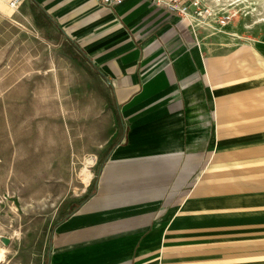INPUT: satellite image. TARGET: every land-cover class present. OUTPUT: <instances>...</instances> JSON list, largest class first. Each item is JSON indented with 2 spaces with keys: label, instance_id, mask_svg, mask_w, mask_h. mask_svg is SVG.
<instances>
[{
  "label": "crops",
  "instance_id": "1",
  "mask_svg": "<svg viewBox=\"0 0 264 264\" xmlns=\"http://www.w3.org/2000/svg\"><path fill=\"white\" fill-rule=\"evenodd\" d=\"M25 1L80 43L123 126L46 264H264V44L204 52L149 0Z\"/></svg>",
  "mask_w": 264,
  "mask_h": 264
},
{
  "label": "rangeland",
  "instance_id": "2",
  "mask_svg": "<svg viewBox=\"0 0 264 264\" xmlns=\"http://www.w3.org/2000/svg\"><path fill=\"white\" fill-rule=\"evenodd\" d=\"M202 1L228 19L186 21L188 44H264V0ZM122 131L112 88L80 43L31 2L0 0V264L47 263L54 227L95 190Z\"/></svg>",
  "mask_w": 264,
  "mask_h": 264
},
{
  "label": "built area",
  "instance_id": "3",
  "mask_svg": "<svg viewBox=\"0 0 264 264\" xmlns=\"http://www.w3.org/2000/svg\"><path fill=\"white\" fill-rule=\"evenodd\" d=\"M101 6L112 8L120 4L123 0H96ZM152 4L159 7H166L172 13L179 16L181 20H186L189 23H196L197 20L204 16L216 18L221 24L228 19V14L218 11L214 6L208 5L202 0H149ZM18 0H10V5H16Z\"/></svg>",
  "mask_w": 264,
  "mask_h": 264
},
{
  "label": "bare ground",
  "instance_id": "4",
  "mask_svg": "<svg viewBox=\"0 0 264 264\" xmlns=\"http://www.w3.org/2000/svg\"><path fill=\"white\" fill-rule=\"evenodd\" d=\"M230 1H239V2H241V1H245V2H247L248 0H230ZM255 1V5L259 2V0H254ZM86 169L84 168L83 169V173L85 174V178H86V180L89 178V176H90V173H89V171L87 172V171H85ZM4 243V242H3ZM5 244V243H4ZM3 253V247H1V249H0V258H1V256L3 255L2 254Z\"/></svg>",
  "mask_w": 264,
  "mask_h": 264
},
{
  "label": "water",
  "instance_id": "5",
  "mask_svg": "<svg viewBox=\"0 0 264 264\" xmlns=\"http://www.w3.org/2000/svg\"><path fill=\"white\" fill-rule=\"evenodd\" d=\"M0 239H1L2 242H4L5 244L8 243V237H6V236H1Z\"/></svg>",
  "mask_w": 264,
  "mask_h": 264
}]
</instances>
